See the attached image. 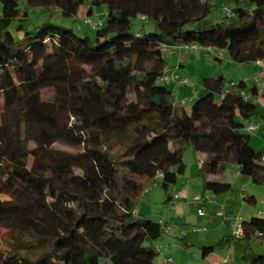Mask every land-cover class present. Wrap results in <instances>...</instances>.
<instances>
[{
    "label": "trees",
    "instance_id": "obj_1",
    "mask_svg": "<svg viewBox=\"0 0 264 264\" xmlns=\"http://www.w3.org/2000/svg\"><path fill=\"white\" fill-rule=\"evenodd\" d=\"M224 1L233 8L215 23L211 0H0V225L31 241L0 249V264H159L155 243L166 227L137 205L146 190L177 183L189 147L205 157L198 177L211 194L230 191L229 182L207 179L228 164L264 185L263 154L238 119L262 114L253 99L264 105V89L205 76L186 110L161 82L164 54L191 45L264 65V0ZM102 5L106 21L92 28ZM30 9L82 19L94 36L52 21L28 32ZM136 19L144 22L137 29ZM16 21L20 39L10 31ZM213 217L234 227L241 216ZM242 220V236L203 246L202 259L237 241L243 260L264 264L250 250L264 244V218Z\"/></svg>",
    "mask_w": 264,
    "mask_h": 264
},
{
    "label": "rangeland",
    "instance_id": "obj_2",
    "mask_svg": "<svg viewBox=\"0 0 264 264\" xmlns=\"http://www.w3.org/2000/svg\"><path fill=\"white\" fill-rule=\"evenodd\" d=\"M213 6L212 12L209 18L215 22L220 23L223 21L224 16L233 8L231 2H225L224 0H211ZM106 6L93 7V15L91 20L94 23L100 21H106ZM1 15V6H0ZM52 21L54 23H60L68 28L75 29L76 32L81 36H94V30L89 29L83 22L82 19L74 20V18H63L59 13L43 12L39 10L30 9L28 12V21H26L23 26L28 32H35L38 26H41L45 22ZM136 29L140 28L144 22L139 19L135 21ZM19 22H14L10 27V31L13 35L20 39L23 37L24 32L17 29ZM152 26L151 24H149ZM81 28V29H78ZM193 45L189 47H183L181 49H176L175 52H166L164 58L168 64L166 77H181L187 78L189 81V86L181 85L178 80H173L171 82H166L169 89L172 90L173 99L175 105L179 106L183 104L186 110H190L193 102L198 98L195 92L202 91V80L205 76H219L223 75L226 79L227 86L231 84H238L241 80L252 85L256 81L260 69L253 63L247 65H239L233 62L229 55L225 51H213L208 53L206 50L198 48H192ZM220 54V60H217V55ZM233 80V81H232ZM234 82V83H231ZM51 92L49 90L44 92V98H47ZM195 95V97H194ZM190 98H194L191 100ZM186 101V104L184 102ZM253 101L257 102L261 109V113L251 119L245 120L242 118L238 119L243 121L245 124L244 133L250 136V144L257 152H262L264 156V105L259 97L254 98ZM2 114V106H0V119ZM250 126H257V128L252 131L247 130ZM0 147L1 144H0ZM59 149L72 151L65 145H57ZM196 154L192 147H189L184 152V162L187 164V174L186 176H192V186L191 195L188 198L180 197L178 199L168 200L174 194L179 193L181 190L183 182L187 184L189 180H183L184 176H180L175 185H171L168 191H165L161 186L153 187L150 190H146L143 197L140 199L137 209L142 210V212H148L149 218L163 224L166 228L173 227L176 237L167 235L166 232L158 239L157 243L166 245V248H162V255L165 258H172L175 264H214L209 260L201 259L199 263V258L201 257V249L203 246H209L215 243H206L205 245L200 244V239L206 237L211 231L213 225L208 223L210 217L211 207L214 203V199H218L219 202L225 201L226 195H231V200L228 202V207L224 208L222 205H218L214 213L221 212L225 216L231 217L235 220L236 216H241L244 219H250L256 216H262L264 218V185L254 184L249 178L239 174L235 166L228 164L226 165L223 173L226 182L231 184V189L227 193L220 195L210 194L208 191L204 190L203 180H198V166L196 161ZM199 162V160H198ZM193 163V167L192 166ZM191 164V165H190ZM190 170V171H189ZM255 194L257 202L255 205L245 203L243 201V195ZM198 196L200 202H194L193 198ZM4 196H0V199H4ZM174 200V201H173ZM216 202V201H215ZM217 203V202H216ZM181 206H179V205ZM181 207V208H180ZM202 209L205 216H199L198 211ZM232 211L229 212V211ZM216 220V219H215ZM217 223L224 225L225 222L217 219ZM234 222L232 221V224ZM227 229L224 225V230L215 235L218 238L220 234L225 236L234 235L233 225ZM205 227V231H194V229H199ZM222 235V236H223ZM201 238H200V237ZM236 236V235H235ZM214 237V235H213ZM240 236H236L239 238ZM200 238V239H199ZM220 238V237H219ZM25 240L31 243L28 238L20 236L17 233L9 231L5 227L0 225V249L3 251H10L14 246H18L20 241ZM187 244V246H186ZM208 244V245H207ZM251 251L257 254L264 255V244H259L258 242H251ZM233 246L237 249L246 250V245L241 242H234ZM165 248V250H164ZM165 252V253H164ZM221 251L217 248L216 255L221 254ZM226 252V250H225ZM242 256V255H241ZM100 264H105L101 261ZM217 264V263H216Z\"/></svg>",
    "mask_w": 264,
    "mask_h": 264
},
{
    "label": "crops",
    "instance_id": "obj_3",
    "mask_svg": "<svg viewBox=\"0 0 264 264\" xmlns=\"http://www.w3.org/2000/svg\"><path fill=\"white\" fill-rule=\"evenodd\" d=\"M254 65L257 66L256 64H254ZM219 76H223V75H219ZM231 83H234V82H231ZM195 94L198 96L200 94V92H197L196 91ZM194 97H195V95H194ZM190 99L193 100L194 98H190ZM184 104H186V101L184 102ZM195 158H196V161L198 163L197 164V166H198L197 168L199 169L200 164L202 163V161L204 160L205 157L202 154H196V157ZM198 160H199V162H198ZM191 167H193V163H192V166ZM187 172L188 171L186 169V172L183 175L184 176V179L183 180L184 181L185 180H189L190 182L189 183L187 182V184H185V182H183L182 187H180L181 190H179V193H176L180 197H185V198H188L191 195V186H192V179H193L192 176L190 177L189 173L186 176ZM207 179L208 180H218V181H223V182L226 181V179L224 178L223 175L209 176ZM198 180H200V178H198ZM251 195H254L255 196V194H251ZM222 196H225V195H222ZM219 198H221V197H217V198L214 199L217 203L214 201V203L212 204V207H211L212 211L210 212L211 214H210V217L208 219V223H212L213 227H212L211 231L207 234L206 237H203L202 239H200L201 237L199 236L200 237L199 238L200 239V244H198V245H200V246L201 245H205L206 243H212V242L215 243V241L216 242L218 241L217 239H219V241H220L221 238H223L225 236V234L223 235V232H222V234H220V236H218V238H215V235H217L218 233H220L221 231L224 230V228H225L224 225L226 226L227 229L230 228L231 223H229V222H225L224 225H221V224L217 223V219L215 220V218L213 217V212L215 211L216 208H218V205H222L224 208H227L228 207V202L231 200V195H226V197L224 198L225 201H222V202H219L218 201ZM255 198H256V196H255ZM179 206H181V205H179ZM232 211L233 210H231L229 212L232 213ZM137 213L139 215H144L146 217H149L148 216L149 214H147L148 212L147 213L146 212L143 213L142 210H140V209H137ZM213 235H214V237H213ZM155 244H156V247L160 250L159 264H163L164 263V260L166 258H165V256L162 255V251H163L162 248L163 247L166 248V245L164 246V244H160V243H157V242ZM215 244H212V245H215ZM186 246H187V244H186ZM165 248H164V250H165ZM225 250H226V252H225ZM216 251L213 254H211L209 257H207L205 260H209L212 263L214 262V264H216V263L217 264H248L245 260H243V255H244L245 252L243 250H241L240 248H237L236 249L233 246V244L230 245V246H228V247H226V248H224V249H222V250H220L221 252L223 251L222 253L220 252L221 254L216 255ZM201 259H202V257L199 258V263L201 262Z\"/></svg>",
    "mask_w": 264,
    "mask_h": 264
},
{
    "label": "built area",
    "instance_id": "obj_4",
    "mask_svg": "<svg viewBox=\"0 0 264 264\" xmlns=\"http://www.w3.org/2000/svg\"><path fill=\"white\" fill-rule=\"evenodd\" d=\"M229 13V12H228ZM90 26L92 28H95L96 27V24L92 21H87ZM98 26H100V23L97 24ZM185 47H189V46H185ZM183 47H180L178 49H181ZM194 49H198L199 47L196 46V45H193ZM208 53H211L213 52V50L211 48H208V49H205ZM173 52V51H172ZM259 67H260V71H259V74L257 76V79H256V82L258 83V88H259V93L261 94L263 92V89H264V65L261 63V62H258L257 64ZM173 80H178L182 85L184 86H189V82L186 78H180V77H177V76H174V77H166L164 76L163 78H161V82H171ZM257 128V126H250L248 127V130L249 131H252L253 129ZM261 161L262 163H264V156H262L261 158ZM194 201L195 202H200V198L198 196H195L194 197ZM198 214L199 216H204V212L202 211V209H199L198 211ZM216 217H224V215L221 213V212H217L216 213ZM242 218L241 217H237L236 220H235V224H234V227H233V230H234V235L236 236H242L243 233H244V230H243V226H242ZM202 230H205L204 228H199V229H196V231H202ZM166 233L170 236H174L175 233H174V229L173 227L171 228H166ZM172 264L173 263V260L172 258H167L164 260V263L163 264Z\"/></svg>",
    "mask_w": 264,
    "mask_h": 264
},
{
    "label": "clouds",
    "instance_id": "obj_5",
    "mask_svg": "<svg viewBox=\"0 0 264 264\" xmlns=\"http://www.w3.org/2000/svg\"><path fill=\"white\" fill-rule=\"evenodd\" d=\"M174 52H175V51H174ZM174 52H173V53H174Z\"/></svg>",
    "mask_w": 264,
    "mask_h": 264
}]
</instances>
